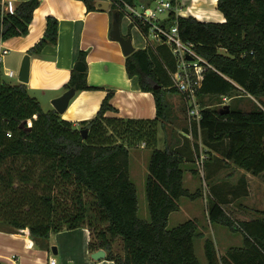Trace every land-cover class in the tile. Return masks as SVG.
<instances>
[{"label": "trees", "instance_id": "obj_1", "mask_svg": "<svg viewBox=\"0 0 264 264\" xmlns=\"http://www.w3.org/2000/svg\"><path fill=\"white\" fill-rule=\"evenodd\" d=\"M83 1L88 11L99 10L95 0ZM110 1L111 21L113 13L120 12L122 19L128 15L126 5L136 6V0ZM172 2L180 5V1ZM40 4L41 0H22L14 12H5L0 0V44L27 35ZM217 8L225 21H203L171 10L162 23L167 27L178 21L182 38L194 42L213 66L200 72L198 92L204 106L201 133L206 146L259 175L264 172V0H218ZM131 18L130 28L137 26L148 37L151 24ZM46 19L44 35L29 49L32 55L57 43L59 19L53 14ZM86 56V51H80L78 61L87 64ZM126 67L130 76L138 75L144 91L153 93L156 117L108 116V111H118L112 104L114 91H109L96 116L81 122L88 130L86 138L82 128L64 119L54 107L45 109L26 83L7 81L0 68V229H28L48 248L52 233L84 226L91 233L89 250L105 249V259L114 264H203L195 249V240L201 235L198 221L189 219L169 227L171 213L180 209L183 196L193 200L202 196L201 190L191 192L184 184L185 165L196 163L199 152L187 133L182 143L177 139L181 146L175 140L158 147L160 128L179 117L168 98L169 93L179 92L170 74L176 58L167 44L158 42L128 55ZM72 87L77 92L97 89L88 83L87 68L72 69L64 88ZM233 94L240 99L229 104V111L204 103L205 97L213 96L221 103L222 96ZM241 96L252 99L249 108L241 106ZM182 109H187L185 102ZM141 145L152 150L146 182L150 220L139 216L137 184L131 178L130 149ZM206 154L205 173L212 156L208 149ZM17 181L42 190L38 192H42L39 199L44 216L22 219L9 212L11 192H36L17 188ZM212 189L210 220L241 231L245 244L231 247L219 257L214 241L206 239L208 264H264V209L258 217L237 223L211 194L218 192ZM22 205L28 203L22 201ZM119 240L122 253L115 250ZM0 264L6 263L0 259Z\"/></svg>", "mask_w": 264, "mask_h": 264}, {"label": "crops", "instance_id": "obj_2", "mask_svg": "<svg viewBox=\"0 0 264 264\" xmlns=\"http://www.w3.org/2000/svg\"><path fill=\"white\" fill-rule=\"evenodd\" d=\"M201 1L180 0L179 14L194 15L198 18L195 14L199 11L200 15L205 17L198 18L200 20L220 22L226 20L224 14L217 8L218 0L215 4L211 2L215 5L213 11L202 7ZM141 5L150 6L148 0ZM50 14L59 19L58 40L55 44L46 45L40 55L31 54L30 80L27 83L32 94L37 96L42 104L43 99L46 98L50 103L49 108H53L52 99L67 90L64 86L71 78L72 69L78 62L80 51L84 50L87 52L88 83L97 89L77 92L67 110L61 114L64 119L71 120L75 126L80 127L82 121L96 116L109 91H114L112 104L118 111H108V116L156 117L157 108L153 93L141 88L138 75H129L126 67L127 56L124 55L120 43L110 36L111 15L109 10L88 11L83 0H41L40 6L34 12L29 33L11 37L2 42L9 52L14 51L16 55L15 68L5 66V70L17 72L20 69L25 54L29 53V49L44 35L47 26L46 17ZM124 18L126 23H131L128 15ZM134 27L139 29L137 26ZM122 32L127 34V30L122 29ZM149 44L152 43L148 40L146 46ZM71 110L72 112L68 115ZM178 142L175 141L176 144ZM141 148L145 147L141 145ZM206 149L212 153L206 174L210 175L211 187L218 191H212L211 194L222 202L227 214L237 223L258 217L259 211L264 209V195L262 204L257 202L253 205L251 203L256 201V192L258 198L261 196L259 186L264 172L255 175L226 159L217 148L206 147ZM187 165L189 167L188 171H185L184 182L193 177L194 169L197 170L195 162ZM227 168L232 169L226 173ZM255 181L258 182L257 189L254 188ZM182 209L192 215V219L198 221L201 235L197 239L200 240V253L206 264H208L205 250L206 239L214 241L219 257L226 255L231 247L244 246V234L212 222L207 206L206 210L203 208L200 211L190 210L186 205L182 206L180 202V210ZM237 233H241V236ZM90 240L91 233L87 227L65 229L52 233L48 241L49 247L46 248L34 239L28 229H0V259L6 264H49L51 257H56L58 264H114L113 261L107 259L93 260L92 252L89 250ZM54 245L57 246V254H54L51 249ZM195 249L197 253L196 241Z\"/></svg>", "mask_w": 264, "mask_h": 264}, {"label": "rangeland", "instance_id": "obj_3", "mask_svg": "<svg viewBox=\"0 0 264 264\" xmlns=\"http://www.w3.org/2000/svg\"><path fill=\"white\" fill-rule=\"evenodd\" d=\"M145 1L146 0H136V6L140 9V7H141L140 5L142 3H145ZM211 2H213V1L212 0H202L200 2V5L206 9H208L209 11H213L215 9V5H213V3H211ZM148 3L153 8H155L158 4V2H156V0H148ZM166 15H167V11L159 13V17H161V18L165 17ZM121 28L124 29V31L127 30V33L131 32L130 36L133 39V43H134L136 49L145 47L148 40L152 44H155V45L158 44V40H156L152 34H149L148 37H146L139 29H136L134 26L130 28V23L129 24H128V22L126 23L125 18L123 19ZM15 58H16V55H15L14 51H10L9 53H7L4 56L3 65L1 66V70L3 72L4 78L10 82H16L18 80L19 70L16 72V75L14 77H11V76L6 75V73H5L6 70L4 69V67L8 66L11 68L12 67L15 68V66H14ZM41 98H43V97L41 96ZM168 98L174 106V110H175V113L177 114V117L178 116L179 117L177 118L176 121H173L172 124L168 125L166 128H162V129L160 128L158 147L164 148L165 143H171L177 139L181 140V142L185 141V138L187 137V135L185 133H187L188 139L190 140V143H192L191 145H193V147L196 149V151L200 152V149L202 147L204 149V153H206V147L207 146H206L205 141L203 139L202 133L198 131L197 133L193 132V134H191V132H190L189 124H188L187 109H186V111H183V109H182L184 102H185V100L183 99V96L179 92L178 93H169ZM241 98L244 99L243 101H240L241 106H243L245 108H249V106H251V104H252V99H250L248 97H244V96L243 97L241 96ZM238 99H240V97H238L237 99H232L228 104H234L235 101ZM204 103H206V107L207 106L210 108L220 107V104H219L220 100L216 99L213 96L212 97H205ZM185 104H186V102H185ZM49 105H50L49 101L46 98H44L43 99L44 108L49 109V107H50ZM71 112H72V110L68 112V115ZM79 128H82V126H80ZM142 146H144V145H142ZM151 154H152V150L150 148H146V147L141 148V146H138V147H133L130 149L131 178L137 184V190H138V196H139V216L141 218H145L148 220H150V212H149V208H148V200H147V194H146V182H147V177H148V173H149L148 164L150 161ZM189 165H192V163ZM185 167H186L185 171H188L187 168L189 166L186 164ZM196 169L198 171L192 172L193 177H190V180L186 179L184 184L186 183L185 186L190 188L191 192H196L197 190H201L202 196H200L197 199H194L195 202L193 199L183 196L181 198L180 202H181L182 206L186 205L187 207H189L190 210L200 211V209H202V208L205 209L206 206L208 208V202L211 198V195H210L211 182H210V179H207L205 172H204V174H202V172L200 171L198 166H196ZM231 169L232 168H227L225 172L227 173L228 171H231ZM189 172H191V171H189ZM257 183H258L257 181L254 182V188L255 189H257ZM16 184H17V188H22V190H30V191L35 190L36 192H11L10 198H13V199L10 202L11 207L9 209V212L18 215V217H20L22 219H25V218L28 219L30 217L35 218L36 216L40 215V213H42L41 216H44L45 213L42 212V202L39 199V195L42 192H38V191H42V190L38 189V188L36 189L35 187H32L31 184H22V183L20 184L18 181L16 182ZM259 189L261 190L260 191L261 196H259V198H258L257 192H256V195H255L256 201L251 203L253 205L256 204L257 202L262 204L263 195H264V177H263V179L261 178V183H260ZM196 200L198 203L196 202ZM22 201H25L26 203H28V205H25V206L22 205ZM243 203H245L244 200H243ZM235 204H237L236 201H235ZM31 206H32V209H31ZM204 212H206V211H204ZM192 218H193L192 215H190L189 213H187L183 209L182 210L179 209L178 211H174L173 213H171V216L169 219V227H174V226L179 225L180 223L187 221L189 219H192ZM224 228H227V226L226 227L224 226ZM237 235L241 236V233H237ZM195 241H196L197 255L199 256L201 262L203 264H206L205 263L206 261L204 262L203 257L200 253V246H199L200 240L196 239ZM115 250L117 252L122 253V242L120 240L115 245Z\"/></svg>", "mask_w": 264, "mask_h": 264}, {"label": "built area", "instance_id": "obj_4", "mask_svg": "<svg viewBox=\"0 0 264 264\" xmlns=\"http://www.w3.org/2000/svg\"><path fill=\"white\" fill-rule=\"evenodd\" d=\"M22 0H1L3 10L5 12H14L17 4ZM178 2L180 0H177ZM158 2L155 8L151 6L141 5L140 9L137 6L126 5L128 16H135L144 23L151 24L149 34H152L156 40L164 42L170 48L172 54L176 58V68L170 72L173 85L178 89L183 99L186 102L188 112V124L191 134L194 132L196 124L198 131L201 132L202 109L199 101L198 92L201 88L200 72L207 66L213 67L212 64L203 57L196 49V44L182 38L179 32V24L176 21L172 26H164L163 19L159 17V13H169L175 10L179 14V5H173L172 0H156ZM180 4V3H179ZM132 19V18H131ZM3 42V41H2ZM0 44V68L3 64V57L9 52V49ZM189 56L191 58H189ZM8 76L14 77V70H6ZM238 94L222 96L221 106L228 104ZM11 136V133L8 132ZM207 154L201 147L197 156V166L204 174L205 160ZM49 264H58L56 257L50 258Z\"/></svg>", "mask_w": 264, "mask_h": 264}, {"label": "water", "instance_id": "obj_5", "mask_svg": "<svg viewBox=\"0 0 264 264\" xmlns=\"http://www.w3.org/2000/svg\"><path fill=\"white\" fill-rule=\"evenodd\" d=\"M95 5L100 10H110L111 8V1L110 0H95ZM121 13H113L112 15V21H111V28H110V36L113 40L118 41L121 45L122 51L125 56L131 55L134 51H136V47L133 43V39L131 36H126L123 34L121 29ZM189 58H191L189 56ZM87 68V64L79 60L75 64V69L78 71H85ZM30 71H31V54L26 53L19 72H18V79L22 83H28L30 80ZM156 87H161V85H157ZM77 89L75 87L67 89L63 94L60 96L52 99L51 103L53 107L60 113H64L67 108L69 107L70 101L73 99V97L76 95ZM223 108H226L227 111L230 110V105L225 104L223 105ZM224 111H222L223 113ZM88 130L86 128L81 129V133L83 134V137H87ZM52 251L54 254L58 253L57 246H52ZM107 256V251L103 248L98 249L91 253V258L95 261H100L105 259Z\"/></svg>", "mask_w": 264, "mask_h": 264}, {"label": "bare ground", "instance_id": "obj_6", "mask_svg": "<svg viewBox=\"0 0 264 264\" xmlns=\"http://www.w3.org/2000/svg\"><path fill=\"white\" fill-rule=\"evenodd\" d=\"M212 1H213V3L215 4V2H216L217 0H212ZM195 15H197V17L200 18V19H201V18H205V17H203L202 15H200V12H199V11H197ZM212 18H214V17H212Z\"/></svg>", "mask_w": 264, "mask_h": 264}]
</instances>
